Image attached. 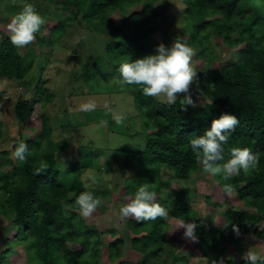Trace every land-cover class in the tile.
<instances>
[{
  "label": "trees",
  "instance_id": "16d2710c",
  "mask_svg": "<svg viewBox=\"0 0 264 264\" xmlns=\"http://www.w3.org/2000/svg\"><path fill=\"white\" fill-rule=\"evenodd\" d=\"M21 1L29 3L34 0ZM155 1L146 0L142 11L132 12L121 25H116L110 15L120 10L123 0H73L77 13L84 14V19L97 22L96 30L109 38L107 52L118 79L120 64L155 54L157 46L163 44L155 38L158 26L153 13ZM179 1L184 15L196 20L194 32L199 34L212 27L217 36L230 45L239 47L244 44V47L238 51L234 64L210 72L205 84L190 89L195 102L203 97L211 102L189 106L187 111H181L179 100L173 105L162 104L154 97L142 95L140 86H123L135 89V107L145 127L155 131L154 136L147 139L143 151L126 154V168L137 182L130 187V192L135 195L138 187L147 182L157 194L155 202L166 210H169V199L172 218L200 224L196 231L200 241L195 250L205 264H219L221 260L222 264H245L244 260L225 259L226 234L237 227L240 235L254 232L264 241V230L258 232L256 229L264 221V15L254 0ZM207 17L219 19L207 23ZM235 35L236 38L232 39ZM34 66L35 59L29 53L22 55L10 38L1 41L0 77L22 81L29 88L33 83L28 78ZM33 91L36 92L34 101L20 99L15 105L17 119L27 127L37 109L53 100L38 85ZM223 114L235 115L239 123L228 143L223 145L224 159L219 163L231 158L233 148L250 149L258 156V163L247 173L241 171L230 176L239 200L249 203L257 214L227 210L224 213L225 226L221 227L198 218L192 207L189 187L178 190L174 198L164 199L162 191L166 184L161 179L160 170H171L176 181L185 183L196 172H203L189 140L203 136L210 130L212 121ZM39 125L41 134L36 139L16 144L17 147L26 143L31 154L23 162L18 160L13 172L0 174V212L16 226L13 244L22 245L28 264H102L99 256L92 254L93 231L85 232V227L72 211L75 201L70 199L71 194L76 200L87 191L82 187L79 170L92 164L91 151H85L83 163L70 162L65 166L62 158L65 147L52 141L49 119L41 117ZM223 175L220 173L214 178L220 182ZM164 226L162 218L135 224L136 229L147 232L143 240H134L136 248L143 244L140 250L146 257L144 264L151 261L152 254L160 258V262L152 264H191L188 256H177L174 245L162 238ZM116 244H113L114 257L121 252ZM150 244L157 247L153 252L148 251ZM256 264H264V261H256Z\"/></svg>",
  "mask_w": 264,
  "mask_h": 264
},
{
  "label": "rangeland",
  "instance_id": "374dc122",
  "mask_svg": "<svg viewBox=\"0 0 264 264\" xmlns=\"http://www.w3.org/2000/svg\"><path fill=\"white\" fill-rule=\"evenodd\" d=\"M145 3L146 0H123L120 10L110 18L116 25H121L129 14L142 11ZM26 4H32L45 23L30 44L19 48L22 55L29 53L35 59L28 78L32 86L28 88L22 81L0 77V174L13 172L18 164L13 156L16 144L36 139L41 134L40 118H48L52 141L65 147L62 156L65 166L70 162L83 163L85 151H91L92 164L79 173L82 187L92 192L100 200V205L89 217H83L75 203L72 211L85 227V232L93 231L92 254L99 256L102 264H144L146 257L140 250L143 244L136 248L134 240H143L147 232L136 229L137 222L133 218H121L119 210L134 198L130 187L137 184L133 173L126 168V154L143 151L147 139L153 137L155 131L145 127L135 107V89L121 86L115 75V66L107 52L109 38L96 30L97 22L84 19V14L77 13L73 0H34L29 3L0 0V43L10 38L12 33L8 24ZM254 4L264 15V0H254ZM183 9L179 0H156L153 3L158 22L155 38L168 47L177 39L192 48V67L197 72V82L190 85V89L194 90L205 84L210 72L234 64L244 44L239 47L230 45L218 37L212 27L199 34L194 32L196 20L186 17ZM218 19L207 17L205 22ZM235 38L236 35L232 39ZM37 85L53 100L37 109L29 128L17 119L15 105L20 99L34 101L36 92L33 90ZM209 102L211 99L203 97L195 105ZM87 103H94L95 109L82 111L81 106ZM160 176L166 184L162 191L164 199L174 198L182 188L191 189L193 210L204 223L224 227L227 210L257 214L249 203L239 200L236 191L225 192L224 185H231V177L223 175L224 179L219 182L214 176L198 171L185 183L176 181L173 172L164 168L160 170ZM93 178L95 183H92ZM70 199L75 201L74 194ZM167 204L169 216L162 218L165 225L162 238L174 245L177 256H188L191 264H205L195 250L200 237L197 236L196 241L185 239L184 230L178 229L180 220L170 215L169 199ZM256 229L258 232L264 230V221ZM15 233L17 229L12 220L0 212V264H28L22 245L13 244ZM226 239V260L241 262L243 253L250 251L257 261H264V241L254 232L242 236L231 229ZM114 243L121 251L117 257H114ZM156 248L150 244L148 251L153 252ZM150 259L148 264L160 262V258L153 254Z\"/></svg>",
  "mask_w": 264,
  "mask_h": 264
},
{
  "label": "clouds",
  "instance_id": "9594fccd",
  "mask_svg": "<svg viewBox=\"0 0 264 264\" xmlns=\"http://www.w3.org/2000/svg\"><path fill=\"white\" fill-rule=\"evenodd\" d=\"M45 23L44 18L35 10L32 4H26L8 24L12 33L11 43L23 48L35 39V34ZM192 48L185 43L175 40L170 47L160 44L155 49V54L136 59L131 62L120 64L118 68L119 83L122 86H140L141 94L146 97L159 98L168 105L180 102L181 111H187L189 106L195 107V101L190 92V85L197 82V72L192 67ZM177 94H183L178 98ZM95 109L94 103H87L81 106L82 111ZM119 117L117 121L119 122ZM239 120L235 115L223 114L211 123L210 130L203 136L193 137L189 144L197 163L202 164L203 173L211 176L223 173L225 178L237 175L241 171L247 173L258 163V156L248 148H233L231 158L220 164L224 159L223 145L228 143L231 133L235 131ZM31 154L26 143H20L13 156L23 162ZM95 183V179H92ZM88 185H85L87 188ZM227 193L234 191L232 185H224ZM156 192L151 190L150 184L140 185L131 198L120 208L121 218H133L136 222L155 221L157 218L167 219L169 214L164 206L155 202ZM78 206L83 217H89L99 207L100 200L94 197L92 192L84 191L77 199ZM200 224L184 220L179 221L178 229H183V237L196 241V231ZM239 234V229L233 227ZM245 264H256L257 257L250 251L243 253L241 257ZM221 260L219 264H222Z\"/></svg>",
  "mask_w": 264,
  "mask_h": 264
}]
</instances>
